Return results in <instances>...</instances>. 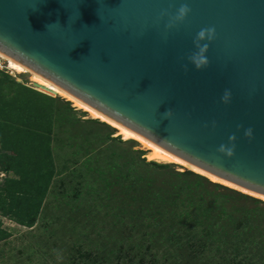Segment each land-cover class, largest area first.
Returning <instances> with one entry per match:
<instances>
[{"label":"water","instance_id":"1","mask_svg":"<svg viewBox=\"0 0 264 264\" xmlns=\"http://www.w3.org/2000/svg\"><path fill=\"white\" fill-rule=\"evenodd\" d=\"M183 4L191 11L176 21ZM204 28L215 36L200 42L209 63L197 69L189 57ZM0 57L166 155L264 197V0H0Z\"/></svg>","mask_w":264,"mask_h":264},{"label":"trees","instance_id":"2","mask_svg":"<svg viewBox=\"0 0 264 264\" xmlns=\"http://www.w3.org/2000/svg\"><path fill=\"white\" fill-rule=\"evenodd\" d=\"M21 90L23 92H16L10 103L0 95V107L5 109L4 112L0 110L4 113L0 120V143L4 147L12 144L17 155L11 160L12 170L17 169L18 176L13 184L36 183L39 181L37 174L44 169L49 181L53 178L55 184L67 187L63 197L73 201L81 203V198L89 196L100 202H111L119 193L125 194L127 216L122 215V210L114 213L115 220L128 217L126 230H150L147 236L151 240L147 241L144 251H151L150 247L162 249L160 262L180 259L183 257L181 252L187 251L189 255L185 258L204 259L208 264H264V202L212 185L191 172L169 171V182L157 183L156 177L160 173L155 170L167 166L144 158L139 169L129 161L122 163L121 168L132 165L126 168L125 175L118 172L112 162L109 168L100 171L92 151H84L81 156L71 152L69 160L55 165V160L50 157L53 153L57 159L64 142L52 131L59 130L62 123L68 124L71 120L69 111L73 110L68 102L60 104L59 100L32 90ZM68 141L66 138L65 142ZM30 174H34L36 180L29 181ZM92 175V179H97L92 180ZM93 181H103V184L98 186ZM203 183L208 185V192L202 191ZM222 191L231 193V197ZM241 199L250 202L252 207L239 204L237 201ZM207 202L208 207L205 206ZM106 253L112 256L109 262L116 261L115 264L127 257L119 244L115 250ZM105 256L101 253L99 258L92 257L90 253L78 251L64 264H102L104 259H109ZM147 257L150 263H157L155 255L148 254Z\"/></svg>","mask_w":264,"mask_h":264},{"label":"rangeland","instance_id":"3","mask_svg":"<svg viewBox=\"0 0 264 264\" xmlns=\"http://www.w3.org/2000/svg\"><path fill=\"white\" fill-rule=\"evenodd\" d=\"M5 64V59L0 57V95L3 100L10 103V99L16 97V92H23L21 89L25 88L53 98L55 101L59 100L60 104L68 102L73 110L69 111L70 122L62 123L59 130L52 131L64 142V146L57 154V159L53 153L50 157L55 160V165H61L63 161L69 160L71 152H78L81 156L84 151H92L96 155V165L100 166V171L103 172L109 168L112 162L115 164L114 168L125 175L126 168H130L132 165L137 166V169L141 168V159L149 161L146 158L149 151L138 142L130 139L124 140L122 136L117 135V130L110 124L91 118L87 112L74 107L71 102L30 82L29 73L15 74L8 71ZM0 110L4 112L5 109L0 107ZM3 115L4 113H0V120L3 119ZM66 138L69 139L67 143L65 142ZM14 148L12 144L4 147L0 143V264H64L68 262L67 260H71V257L75 256L78 251L90 253L92 257L101 256L102 253L103 256L106 255L105 257L109 258L110 256L106 252L115 250L117 244L121 245V249L125 250L127 255L126 258L119 260V264H208V261L206 262L204 259L193 261L190 256L185 258L189 255L187 251L181 252L183 257L180 259L169 258L164 262L158 260L162 249L150 247L151 251L145 252L144 246L147 245L149 239L151 240L147 236V232L150 230H126L129 220L125 216V218L121 217L122 221L115 220L114 213H120L122 210V215L126 214L127 216L128 206L126 207L125 194L119 193L117 199L111 202L105 200L100 202L98 198L93 200L89 196L81 198V203L73 201L68 197H63L67 187L59 183L55 184L53 178L49 181L48 172L44 169L39 172L40 175L37 174L39 181L36 183L23 184L22 186L13 184V181L18 180L15 173L17 169L13 171L11 167L13 164L11 160L17 156ZM138 151L142 153L139 154ZM128 161L132 165L121 168L122 163ZM159 164H165L167 167L155 170L160 173L156 177L157 183L159 181L169 182L167 179L169 171L191 172L212 185L217 184L264 202L257 196L212 182L179 165ZM59 169L61 168L59 167ZM163 172L166 173L162 174ZM92 178H94L93 175ZM95 179L97 178L95 177ZM28 180H36V177L34 174H30ZM96 183L101 186L103 181ZM156 185L159 186V184ZM98 186L96 187L100 188ZM210 188L212 187L210 186ZM115 190L117 191V188ZM202 191L208 192V185L203 183ZM222 194L230 197L232 195L226 191H222ZM237 202L239 204L246 203L248 205L246 207H252V204L247 200L241 199ZM91 203H95V205L93 206ZM205 206L208 207V202ZM118 227L121 230H118ZM163 236L165 235L163 234ZM172 250L174 251V249ZM148 254L155 255L157 263H150ZM110 258H103L105 262L102 264H115L116 261L109 262Z\"/></svg>","mask_w":264,"mask_h":264},{"label":"bare ground","instance_id":"4","mask_svg":"<svg viewBox=\"0 0 264 264\" xmlns=\"http://www.w3.org/2000/svg\"><path fill=\"white\" fill-rule=\"evenodd\" d=\"M3 59V58H2ZM5 65H6V69L12 73H15V74H25V73H28L26 70L22 69L21 67L19 66H16L12 63H10L9 61L5 60ZM30 74V73H29ZM29 81L34 83L35 85L37 86H41L51 92H53L54 94L64 98L66 101H69L71 102L74 107L78 108V109H81L85 112L88 113V115L91 117V118H94V119H98V120H101L103 122H106L108 124H110L113 128H115L117 130V135L119 136H122V138L124 140L126 139H130V140H134L136 142H138L142 147H144L146 150H148L149 152L147 153V160L149 161H156V162H159V163H172V164H176V165H179L183 168H186L187 170H190V171H193L197 174H200L206 178H208L210 181L212 182H215V183H220L222 185H225V186H228V187H231V188H236L228 183H225L223 181H220L216 178H214L213 176H210L192 166H189L175 158H172L168 155H166L165 153L161 152L160 150L154 148L153 146L149 145L148 143L144 142L143 140L137 138L136 136L132 135L131 133L125 131L124 129L116 126L115 124L109 122L108 120H106L105 118L101 117L100 115L90 111L89 109L85 108L84 106H82L81 104L77 103L76 101H74L73 99L69 98L68 96L62 94L61 92H59L58 90L54 89L53 87H51L50 85H48L47 83H45L44 81L40 80L39 78L35 77L34 75L30 74V78H29ZM116 134V133H115ZM240 190V189H238ZM241 192H245L243 190H240ZM247 193V192H245ZM250 193H248L249 195ZM252 195V194H251ZM252 196H256V195H252ZM259 197V196H257ZM260 199L264 200V197H259Z\"/></svg>","mask_w":264,"mask_h":264},{"label":"clouds","instance_id":"5","mask_svg":"<svg viewBox=\"0 0 264 264\" xmlns=\"http://www.w3.org/2000/svg\"><path fill=\"white\" fill-rule=\"evenodd\" d=\"M190 11H191V9L188 7V5L183 4L179 8L178 14L174 19L176 21H182ZM214 36H215V29L214 28H204L198 32L197 37H196V41H195V44H196L198 51L193 53L189 57L190 62L197 69L205 67L209 63V61L205 55L208 51V44L201 45L200 42L204 41L205 39H207L208 41H211L212 39H214ZM230 95H231L230 91L226 90L223 97H222L223 101L228 102ZM168 114L170 115L171 113H168ZM245 135L248 137H251L252 136V130L250 128L247 129L245 132ZM229 139L235 140V136H231ZM220 151H222V152L225 151L224 146H221ZM227 154L232 155L233 154L232 150L231 149L227 150Z\"/></svg>","mask_w":264,"mask_h":264}]
</instances>
